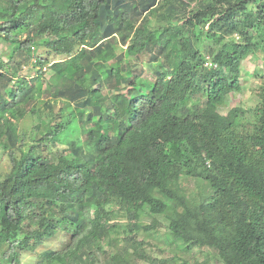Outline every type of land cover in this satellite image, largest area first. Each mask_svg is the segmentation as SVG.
<instances>
[{"label":"trees","instance_id":"1","mask_svg":"<svg viewBox=\"0 0 264 264\" xmlns=\"http://www.w3.org/2000/svg\"><path fill=\"white\" fill-rule=\"evenodd\" d=\"M256 35L264 40V0H0V40L38 73L49 65V95L73 107L66 123L37 116L19 132L14 121L35 115L45 91L0 59V148L9 162L0 175V264H19L60 230L69 243L38 252L34 264H94L100 252L104 264H164L144 256L135 236L145 207L180 247H208L216 264H264V85L254 108L218 112L241 89L240 63L258 48ZM38 45L62 58L36 56ZM118 49L152 57L157 49L153 79L125 72ZM206 51L215 68L203 67ZM56 141L68 151L38 155L39 143ZM119 213L121 231L111 222ZM106 239L116 245L109 254Z\"/></svg>","mask_w":264,"mask_h":264},{"label":"rangeland","instance_id":"2","mask_svg":"<svg viewBox=\"0 0 264 264\" xmlns=\"http://www.w3.org/2000/svg\"><path fill=\"white\" fill-rule=\"evenodd\" d=\"M194 2H192L193 4L191 3V6L188 7L187 10L195 7ZM180 12H177V14L182 15ZM157 15L158 11H155L149 18L150 27L152 28L157 27ZM130 19L134 20L133 16L130 15ZM258 35H256L254 39V42H258L257 44H259L255 53H249L242 59L240 63L241 89L238 92L230 93L225 105L218 107V112H220L221 114H226V112L230 108L235 106H241L243 108H254L259 103L258 94L261 87L264 85V40L262 41ZM117 39L114 42L118 44L120 41ZM42 40L43 39H40L37 42L41 43ZM203 40H205V42H208L205 38H203ZM13 47L14 46L12 44L0 40V59L4 62H7L6 68L10 69L11 71H18L19 75L27 77L29 81H32V79L35 80L37 86L45 91L43 92L40 100H38L34 105L30 107L35 110V115H30L29 111L26 112L20 118V120L14 121L18 127V131L20 132L24 130L28 132L31 126L35 125L38 122L37 116L41 117L46 123L52 122V124H54L56 122L58 123L59 121L66 123V121L70 117L69 112L73 110V107L70 102L49 95L46 84L53 81V70L51 69V67L49 65H46L42 68L41 72L38 73L37 67L31 68L32 63L26 53L24 51H17L13 53ZM117 52L119 56L121 55V63L125 72H128L130 74H138L140 72L142 77L147 76L151 79H153V73L157 69L159 63L162 61V55L160 53H157V49L152 51V54L156 55L155 57H152L151 52L149 51H144L137 56H126L127 54L126 52L124 53V51L120 54L119 49L117 50ZM12 53L13 58L8 59L9 55ZM34 53L36 56L39 55L44 58H48L49 61L59 60L60 58H62V56H56L52 53H49L44 46L39 45L35 46ZM205 53L208 54L207 51L203 52V54ZM104 54H106L108 58L106 65H116V58L111 55V49H107ZM122 87L123 85L117 88V90H120ZM3 89L4 88L1 89V92L4 93ZM53 90L54 88H51L50 92ZM110 93V88L107 85L106 80H104L103 84L101 85V94L102 96H105V98H107ZM89 125H91V123L88 124V126ZM84 139L85 135L83 134L79 138L78 142L82 143L81 140ZM89 149L92 150L91 148ZM56 150L68 151L66 149L65 143L56 141L55 143L48 142L47 144L39 143L37 153L42 157L50 158L51 156H53V153ZM8 167L9 162L6 153L4 149L0 148V175L4 173L8 169ZM182 181L187 188H189L190 190H195V181L193 178L186 177ZM153 219L157 222L154 227L147 230L142 228L143 225H150ZM111 222L119 224V231L125 228L126 220L121 213L117 214L111 220ZM139 223L141 226L134 232L137 239L142 241L141 246L144 256L164 260V264H194L196 262L216 264L219 261V258L216 256L214 251L208 247L191 245L188 247L178 246L177 243L173 242L169 237L167 221L164 219V217L162 215L152 214L151 212H149L147 207L143 208L140 211ZM115 230L116 228L110 229V237H118V239H120L122 234L118 230V233H116ZM69 241V233L60 230L55 234V236L46 239L36 249V251H34V253L22 254V258L20 259L19 264H34L36 260V254L38 252L47 249L59 250L65 244L69 243ZM120 242L121 245L124 244L126 246L127 251H131V246H129L127 242ZM100 246L102 249L106 250V253L109 254L115 251L116 245L114 244V242L108 244L106 239L103 242H100ZM105 256L106 254L104 253H98L94 264H104ZM138 262L140 264H147V260L142 258H139Z\"/></svg>","mask_w":264,"mask_h":264},{"label":"built area","instance_id":"3","mask_svg":"<svg viewBox=\"0 0 264 264\" xmlns=\"http://www.w3.org/2000/svg\"><path fill=\"white\" fill-rule=\"evenodd\" d=\"M203 64L204 66L209 67V68L216 67V63L213 61L212 57L209 54L205 55Z\"/></svg>","mask_w":264,"mask_h":264},{"label":"clouds","instance_id":"4","mask_svg":"<svg viewBox=\"0 0 264 264\" xmlns=\"http://www.w3.org/2000/svg\"><path fill=\"white\" fill-rule=\"evenodd\" d=\"M235 37L238 38V36H237L236 34H235ZM205 55H207V53H206ZM205 55H204V57H205ZM209 55H210V54H209ZM210 56H211V55H210ZM211 57H212V56H211ZM203 61H204V58H203ZM216 66H217V64H216ZM203 67H204V68H207V69H212L211 67L209 68V67L204 66V64H203Z\"/></svg>","mask_w":264,"mask_h":264}]
</instances>
